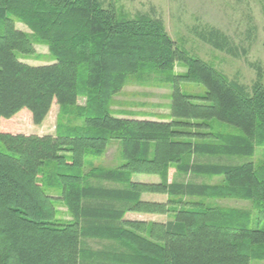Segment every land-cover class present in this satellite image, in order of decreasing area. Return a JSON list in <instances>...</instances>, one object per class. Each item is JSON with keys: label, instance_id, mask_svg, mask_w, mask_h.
Returning <instances> with one entry per match:
<instances>
[{"label": "trees", "instance_id": "obj_1", "mask_svg": "<svg viewBox=\"0 0 264 264\" xmlns=\"http://www.w3.org/2000/svg\"><path fill=\"white\" fill-rule=\"evenodd\" d=\"M17 20L48 45L51 64L22 60L35 47ZM199 37L226 48L216 32ZM144 70L171 84L170 117L111 110L129 77ZM259 75L249 90L179 45L162 19L128 17L100 0H0V264H250L263 257L264 175L252 162L193 159L253 155L264 145ZM184 82L205 86V95L183 92ZM55 105V135L17 128L15 117L41 125ZM214 119L241 133L215 131ZM116 141L123 163L97 165ZM171 166L222 183L171 180ZM134 174L162 179L134 181ZM146 193L168 202L144 200ZM223 198L248 199L253 209L215 202ZM170 212L166 222L128 217ZM95 240L106 243L94 248Z\"/></svg>", "mask_w": 264, "mask_h": 264}, {"label": "rangeland", "instance_id": "obj_2", "mask_svg": "<svg viewBox=\"0 0 264 264\" xmlns=\"http://www.w3.org/2000/svg\"><path fill=\"white\" fill-rule=\"evenodd\" d=\"M105 6L113 4L119 11L128 17L149 15L163 20L167 31L179 45L190 50L213 63L220 71L232 80L245 85L249 90L262 73L264 77V0H100ZM16 26L27 32L34 40L35 53L22 56L23 61L31 65L51 64L53 58L48 45L38 42L33 30L22 21H16ZM223 37L225 50L217 49L203 41L199 35L208 37L211 33ZM186 69L176 67L177 72ZM182 91L187 94L205 95V86L198 83L184 82ZM171 84L165 76L157 71L144 70L140 77L130 76L127 85L113 98L111 110L116 115L159 120L170 117L171 112ZM81 105L86 104V98L79 100ZM59 106H54L51 113L41 125L33 123L29 115L15 117L17 128L25 134H56L59 118ZM215 131H230L241 133L235 126L210 121ZM193 157V156H191ZM198 157V158H197ZM194 156L200 162L224 163L229 165L254 163L258 172L264 175V145L257 146L253 155H207ZM122 145L116 141L112 143L105 155L95 163L109 167L123 163ZM170 179L179 181L206 182L212 185L222 183V177L212 175L184 174L171 166ZM161 176L156 174H134L132 180L148 183H159ZM143 199L147 201L166 203L165 194L146 193ZM216 203L240 209H253V203L248 199L223 198ZM61 211H66L60 207ZM173 212L167 214H137L128 216L131 219L166 222L173 218ZM69 219L68 215L62 216ZM106 242L92 241L94 248H100ZM259 253V252H258ZM264 254V253H263ZM250 264H264V256H252Z\"/></svg>", "mask_w": 264, "mask_h": 264}]
</instances>
